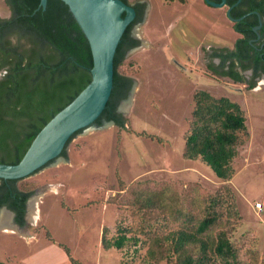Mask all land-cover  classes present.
<instances>
[{
	"label": "rangeland",
	"instance_id": "374dc122",
	"mask_svg": "<svg viewBox=\"0 0 264 264\" xmlns=\"http://www.w3.org/2000/svg\"><path fill=\"white\" fill-rule=\"evenodd\" d=\"M144 1L145 18L134 29L140 45L127 53L120 67L134 78L135 85L118 107L126 125L105 120L83 129L68 145L67 155L20 182L34 193L27 203L25 226L14 222L5 208L0 209V218L8 221L4 224L1 219V261L73 264L67 247L80 264L131 263L129 257L123 259L121 251L105 250L101 239L104 227L113 233L118 220L139 222L141 216L129 195L137 184L146 183V191L156 190V182L166 184L203 208L205 194L227 182L201 160L183 157L196 91L207 90L240 103L250 132L258 137L262 130L264 84L247 89L208 68L212 63L219 66L217 50L233 46L238 36L224 9L208 6L203 0ZM9 14L5 0H0V15ZM249 76L248 81L253 79ZM236 167L240 173L234 179L244 193L264 185V172L254 174L249 169L246 174L243 160ZM246 220L256 225L259 240L240 229L234 235L236 243L243 248H259L260 243L264 251V221L254 214L246 215ZM169 224L176 226L178 221L171 219ZM139 262L135 258L131 264Z\"/></svg>",
	"mask_w": 264,
	"mask_h": 264
},
{
	"label": "trees",
	"instance_id": "16d2710c",
	"mask_svg": "<svg viewBox=\"0 0 264 264\" xmlns=\"http://www.w3.org/2000/svg\"><path fill=\"white\" fill-rule=\"evenodd\" d=\"M5 2L10 14L0 15V71H4L0 79V162L17 164L42 128L91 82L94 59L90 42L65 0H47L46 6L42 0ZM137 21L128 26L118 45L113 91L98 124L106 119L126 125L117 109L134 78L120 67L129 47L140 42L131 35ZM239 43L248 46L249 40L240 38ZM251 50L257 75L264 68V49ZM237 56L247 57L240 52ZM233 73L237 82L246 83L240 71ZM256 83L247 82L246 88ZM193 100L183 157L201 160L227 183L205 194L200 209L166 184L156 182L157 189L147 191L146 183L133 186L129 195L141 216L139 222L118 220L113 233L104 227L102 246L121 251L131 263L139 258L138 264H262L259 248H243L234 239L244 220L235 189L228 184L236 174L234 160L251 139L246 112L231 98L203 89L195 92ZM81 131L72 135L62 155H67L68 145ZM23 179L0 178V205L15 211L21 226L26 225L27 202L34 193L29 185L20 184ZM171 219L178 224L171 226ZM66 251L73 264H80L69 248ZM0 264L9 263L0 260Z\"/></svg>",
	"mask_w": 264,
	"mask_h": 264
},
{
	"label": "water",
	"instance_id": "95a60500",
	"mask_svg": "<svg viewBox=\"0 0 264 264\" xmlns=\"http://www.w3.org/2000/svg\"><path fill=\"white\" fill-rule=\"evenodd\" d=\"M65 1L90 42L94 59L92 80L42 128L19 163L0 162V178L29 177L62 156L74 133L98 124L96 121L111 97L115 55L126 29L136 18V8L124 0ZM207 2L214 6L225 4V0L220 3L211 0ZM46 4L47 0H42V5ZM123 13L126 15L123 16ZM3 74L4 71H0V79ZM134 88L135 85L133 91ZM106 122L115 123L107 120Z\"/></svg>",
	"mask_w": 264,
	"mask_h": 264
},
{
	"label": "flooded vegetation",
	"instance_id": "af4514ba",
	"mask_svg": "<svg viewBox=\"0 0 264 264\" xmlns=\"http://www.w3.org/2000/svg\"><path fill=\"white\" fill-rule=\"evenodd\" d=\"M211 1L220 3L223 0ZM203 2L213 8H223L227 17L230 18V20L234 23L235 32L239 34V37L234 40L233 46H227L226 48H220L219 50H217L215 59H219V66L212 63L213 66L208 64V68L214 70L217 74H225L219 75L229 78L234 82H237L235 80L237 75H234L233 70L242 72L244 71L245 74L243 75L242 72L241 74L244 77H248V75H250L248 74V71L250 70L249 65L253 64L254 62V57L252 55L253 51H250V47H252L253 49H264V0H225V4L222 6L211 5L207 2V0H203ZM130 3L133 4L137 11L135 19H139V21H137V23H135V25L133 26L131 35L133 38L138 39L141 42V39L139 38V36H137V32L136 34L134 33V29L137 24L141 23L144 20L147 10V3L144 0H138L136 2ZM236 25L239 27V30L235 28ZM240 38H248V46L245 43H239ZM140 42L138 45L129 47L128 52L133 48L138 47L140 45ZM239 52L241 54H246L247 57L241 59L238 58L237 55ZM105 120L106 119H104L103 122ZM4 207H7V213L10 212L12 214L14 222H16V212L10 209L6 204L0 205V209ZM1 222L2 221H0V227L3 225ZM17 224L21 226L19 223Z\"/></svg>",
	"mask_w": 264,
	"mask_h": 264
},
{
	"label": "crops",
	"instance_id": "0c3cea01",
	"mask_svg": "<svg viewBox=\"0 0 264 264\" xmlns=\"http://www.w3.org/2000/svg\"><path fill=\"white\" fill-rule=\"evenodd\" d=\"M237 35L238 38L239 34ZM249 68L250 70L248 71V74H252L253 79L248 81L250 79V76L248 75V77H245L246 83H242V82H237V83H240L241 85L247 87V82H257L256 83L257 85L254 87V89L261 88V86L264 84V68H261V70L257 75L255 73V68L253 67V64L249 65ZM261 128L262 130L258 133V137H255V135L251 132V139L242 147L239 157L234 160L236 174L231 180L232 185L234 186L237 192L238 204L244 220V225L241 229V232L242 231H246L248 233L250 232L249 234L254 236H257V233L255 232L256 225L249 224L246 220V215L254 214L260 220L264 221V187H263L264 185L259 188L252 187V189L248 190L249 194H246L242 191L241 185H238L234 178L240 173V169L236 167V163L239 162L240 160H243V163L245 164L246 168H248L245 172L246 174L251 172L249 171V169H254L253 171L254 174H259L260 172H264V121L262 122ZM251 191H253V193H251ZM257 202L262 203L261 209L256 207ZM244 209L246 210L244 211ZM1 219L2 218H0V221L3 220ZM259 244L258 247L261 251L262 257L264 258V251Z\"/></svg>",
	"mask_w": 264,
	"mask_h": 264
},
{
	"label": "bare ground",
	"instance_id": "6f19581e",
	"mask_svg": "<svg viewBox=\"0 0 264 264\" xmlns=\"http://www.w3.org/2000/svg\"><path fill=\"white\" fill-rule=\"evenodd\" d=\"M30 205H31V208L33 209L32 212L34 213V212L36 211V208H35V201H34V199H32ZM36 206H37V205H36ZM35 214H36V212H35ZM30 215H31V213H30ZM33 216H34V215H33ZM3 219H4V220H3L4 224H8V221L6 220L7 217H4ZM5 221H6V222H5Z\"/></svg>",
	"mask_w": 264,
	"mask_h": 264
},
{
	"label": "built area",
	"instance_id": "2783aa9c",
	"mask_svg": "<svg viewBox=\"0 0 264 264\" xmlns=\"http://www.w3.org/2000/svg\"><path fill=\"white\" fill-rule=\"evenodd\" d=\"M256 207L261 209L262 208V203L261 202H257L256 203Z\"/></svg>",
	"mask_w": 264,
	"mask_h": 264
}]
</instances>
